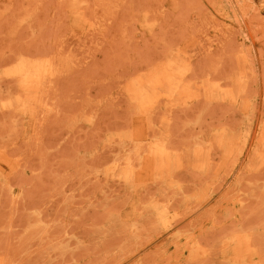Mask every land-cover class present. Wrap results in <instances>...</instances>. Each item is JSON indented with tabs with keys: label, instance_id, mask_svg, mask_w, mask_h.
Here are the masks:
<instances>
[{
	"label": "bare ground",
	"instance_id": "bare-ground-1",
	"mask_svg": "<svg viewBox=\"0 0 264 264\" xmlns=\"http://www.w3.org/2000/svg\"><path fill=\"white\" fill-rule=\"evenodd\" d=\"M69 1L74 24L86 36L104 37L128 4ZM148 4L156 7L144 10L142 25L160 37L164 54L147 72L128 80L124 94L133 124L128 132L107 138L104 148L118 154L95 176L124 185L137 197L143 183L158 189L125 213L110 214L103 233L129 236L119 249L127 264H151L143 256L128 262L142 248L133 243L158 232L173 249L156 264H264V64L251 32L256 9L247 0ZM173 21L193 25L177 44L168 40L169 30L159 36ZM246 29L247 38L253 37L250 44L240 37ZM70 70L60 52L19 54L0 66V113L13 123L10 133L0 137V188L14 197L22 193L10 185L18 171L10 149L18 144V124L29 132L40 115L45 121L57 111L49 95ZM176 111L189 135L178 145L172 128ZM36 217L19 244L0 253V264H45V259H33L29 245L35 241L41 242L39 251L46 250L45 258L66 254L57 232L41 227Z\"/></svg>",
	"mask_w": 264,
	"mask_h": 264
},
{
	"label": "rangeland",
	"instance_id": "rangeland-1",
	"mask_svg": "<svg viewBox=\"0 0 264 264\" xmlns=\"http://www.w3.org/2000/svg\"><path fill=\"white\" fill-rule=\"evenodd\" d=\"M126 1L128 4L104 37L86 36L74 24L69 0H0V66L19 54L46 56L59 52L71 66L60 78L57 91L49 95L54 98L57 111L45 121L40 115L29 132L18 124V144L10 148L18 171L11 177L10 185L21 187L22 193L14 197L8 188H0L2 254L19 244L39 214L41 227L53 228L67 252L63 257L45 258L46 254H42L46 250L39 251L41 242L35 241L29 245L33 259H45V264H127L119 249L129 236L118 232L105 235L107 217L125 213L138 201L144 202L157 193L158 187L143 183L137 197L138 193L133 194L124 185L96 177L95 171L102 170L118 154L104 148L107 138L128 132L133 124L124 94L128 80L160 61L165 47L160 37H153L142 25L144 10L156 6L149 5L148 0ZM247 2L256 9L257 18L251 28L254 38L251 37L264 64V53L260 55L264 47V2ZM189 16L193 18V12ZM192 26L173 21L159 36L162 38L163 32L169 30L168 40L177 44ZM248 33L249 29L240 31V37L250 44ZM182 121L176 111L172 128L177 145L189 136ZM12 124L0 113V137L10 133ZM123 225L128 228V223ZM164 240L159 232L136 243L130 240L142 248L133 251L135 256L128 263L143 256L156 264L161 254L170 255L173 249L172 243H163Z\"/></svg>",
	"mask_w": 264,
	"mask_h": 264
}]
</instances>
